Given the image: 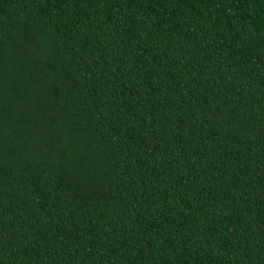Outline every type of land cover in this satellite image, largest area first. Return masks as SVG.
Segmentation results:
<instances>
[{
  "label": "trees",
  "instance_id": "16d2710c",
  "mask_svg": "<svg viewBox=\"0 0 264 264\" xmlns=\"http://www.w3.org/2000/svg\"><path fill=\"white\" fill-rule=\"evenodd\" d=\"M0 264H264V0H0Z\"/></svg>",
  "mask_w": 264,
  "mask_h": 264
}]
</instances>
